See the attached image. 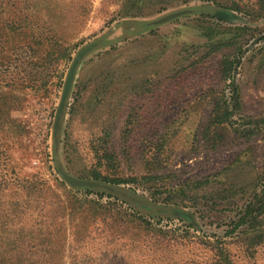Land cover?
Returning <instances> with one entry per match:
<instances>
[{
  "label": "rangeland",
  "instance_id": "1",
  "mask_svg": "<svg viewBox=\"0 0 264 264\" xmlns=\"http://www.w3.org/2000/svg\"><path fill=\"white\" fill-rule=\"evenodd\" d=\"M93 42L54 137L67 72ZM216 103L233 114L211 126ZM4 137L5 199L32 181L77 199L54 237L58 264H214L218 250L264 264V237L247 243L264 236V0H0Z\"/></svg>",
  "mask_w": 264,
  "mask_h": 264
},
{
  "label": "trees",
  "instance_id": "2",
  "mask_svg": "<svg viewBox=\"0 0 264 264\" xmlns=\"http://www.w3.org/2000/svg\"><path fill=\"white\" fill-rule=\"evenodd\" d=\"M214 17L223 20L227 19L228 15L217 11L214 13ZM232 67L233 62L228 58H224L222 61V75L224 78H229L228 75L231 72ZM232 114L233 113L225 103H223V107L216 103L212 112L213 116L210 125H223L229 121ZM5 140V137L3 141L0 140V167H3V171L7 172L11 159L8 154V149L10 147L6 145ZM103 157L108 165L113 163L110 154L108 155L107 153H104ZM98 165L102 164L98 162ZM10 172L13 175L16 173L12 170ZM91 177L95 181L116 186L136 181V179L131 178H109L98 171H94ZM6 188V181L1 177L0 264H52V262L58 264L60 261L57 254L59 249H61V246L53 244L56 240L54 237L58 232L57 228L65 218L63 215L64 211L69 208L68 206H65V204H67L66 202L73 201L76 198L69 194L71 193L70 191H65L69 196L67 195L66 199L63 201L58 195L51 191L50 186L46 183L32 181L26 182V184L21 187L24 194L22 200L11 201L2 196V192ZM75 203L76 202L72 204L69 203L67 205L74 206ZM45 205H48L49 207ZM260 206L262 207L258 214L263 212L262 209H264V203ZM258 209H256V211ZM96 218L98 217L95 216L94 219ZM29 222L31 225H27ZM18 225L21 227L20 231L12 237L14 234L12 229ZM263 237L264 236L261 233H257L251 238H248V248L252 245L255 246L259 244ZM48 243L52 244L51 248L47 246ZM218 252V258L214 264H232L223 250H218ZM46 256L48 257L46 258Z\"/></svg>",
  "mask_w": 264,
  "mask_h": 264
},
{
  "label": "water",
  "instance_id": "3",
  "mask_svg": "<svg viewBox=\"0 0 264 264\" xmlns=\"http://www.w3.org/2000/svg\"><path fill=\"white\" fill-rule=\"evenodd\" d=\"M190 10H182V11H177L174 13H170L160 19H157L155 21L151 22V25H162L165 23H168L170 21H173L175 19H178L182 16L190 14ZM100 46L99 42H93L83 48H81L77 54L75 55L70 68L67 72L66 79L64 82L63 90H62V95L60 98V102L56 111V116H55V121H54V126H53V136L56 137L58 134V131L60 129L62 117L64 115V110L66 107V102L67 99L70 95L72 84L74 81L75 73L76 70L81 63V61L88 56L90 53H92L96 48ZM64 181L72 188H89V189H94L97 188L99 185L97 183L91 182V181H86V180H80L76 179L73 177H70L64 173H61Z\"/></svg>",
  "mask_w": 264,
  "mask_h": 264
}]
</instances>
